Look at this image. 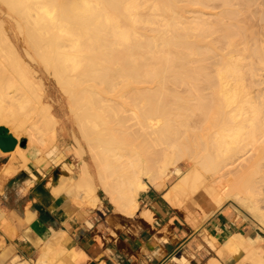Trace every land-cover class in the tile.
<instances>
[{"label": "bare ground", "instance_id": "bare-ground-1", "mask_svg": "<svg viewBox=\"0 0 264 264\" xmlns=\"http://www.w3.org/2000/svg\"><path fill=\"white\" fill-rule=\"evenodd\" d=\"M2 1L72 100L85 144L74 138L77 168L62 171L52 195L93 209L100 190L131 217L140 192L173 177L171 207L228 205L264 234V0ZM0 37V114L29 120L10 127L14 138L48 144L57 122ZM263 245L232 234L220 251L264 264Z\"/></svg>", "mask_w": 264, "mask_h": 264}, {"label": "crops", "instance_id": "crops-1", "mask_svg": "<svg viewBox=\"0 0 264 264\" xmlns=\"http://www.w3.org/2000/svg\"><path fill=\"white\" fill-rule=\"evenodd\" d=\"M22 141L0 150V264H236L221 253L224 241L263 237L230 207L211 211L205 200L203 215L179 214L163 198L168 180L140 192L131 217L100 197L93 209L74 205L50 193L62 171L74 173L70 155L57 144L42 150Z\"/></svg>", "mask_w": 264, "mask_h": 264}, {"label": "rangeland", "instance_id": "rangeland-1", "mask_svg": "<svg viewBox=\"0 0 264 264\" xmlns=\"http://www.w3.org/2000/svg\"><path fill=\"white\" fill-rule=\"evenodd\" d=\"M0 2L3 3L2 0H0ZM2 3L0 4V36L2 32H4L7 35L9 39V47L11 46L13 50H15L16 52L17 55L16 58L19 67L26 74L29 80L33 83L34 87L39 91V93L42 94V102L50 107L52 115L57 122L55 131H50L47 136H44V140L48 144L43 145V143H41L42 144L41 145L39 143L40 145L39 146L35 142L30 143L29 141H27L26 137H21L20 140L22 141L24 139L27 143L28 142L30 143L28 144L29 146H33L35 144L42 150H47L54 144L59 145L61 150H64L65 153L70 155L69 160L73 168V171H75L77 168V158H73L74 156L72 155L74 153V145H75L74 138L75 137L78 138L80 142L82 138L79 130H77L76 128L77 124L76 122H74L75 120L74 118H72V115L70 113V111L72 112L73 110L72 108H74L73 102L72 100H70V97H68V94L64 93V91H62V88L57 84V81L53 77L52 72L48 69L45 70L46 68L44 67V65L37 59L33 50L29 48L28 43L26 42L27 41L26 33L24 32V34L23 33L20 34L18 32L16 28V24L14 23L13 20V16L14 18H16L15 15L12 14V18H11L7 14H5V12H8V9L6 5ZM23 35L25 37H22ZM6 56L11 60H13L14 58V55L12 53H8L7 55H5V57ZM7 65H8L7 67L8 72L14 74L16 72L15 65L12 62L10 63V65L9 64ZM28 122L29 120L22 114L15 115L13 117L12 116L5 117L4 114H0V126H4L8 130L10 129L11 126H17V125H19L22 128H25L28 125ZM23 132L24 130L18 133L23 135ZM81 143L82 146L84 147L85 144L83 140ZM84 149H86V147ZM85 160H87L86 162L90 164V160L88 156L85 157ZM180 166H182V169H186L187 163H185L184 165L180 164ZM173 180L174 178L171 177L166 182V186H169L173 182ZM98 196L101 199H103L107 203V205H109V207L112 208V206L107 202L103 193L100 190H98ZM194 200L196 199L191 198V201L188 199L187 201L190 202H188L187 204L185 203L186 207L184 206L177 207L178 208L177 212L184 216H187L188 214L192 215L197 213L203 215L202 212L205 211L207 207H205L203 203H200V201L197 202ZM225 207H228V205H226ZM228 211H230L233 214V216L238 222L243 223L248 227L251 226L257 231V233H259L264 237V234L261 233L259 230H257L254 226H252L249 220L244 219V217H242L243 215L238 214L237 216V214L233 212L231 208L228 209Z\"/></svg>", "mask_w": 264, "mask_h": 264}, {"label": "water", "instance_id": "water-1", "mask_svg": "<svg viewBox=\"0 0 264 264\" xmlns=\"http://www.w3.org/2000/svg\"><path fill=\"white\" fill-rule=\"evenodd\" d=\"M25 140L20 143V146L23 147L25 145ZM17 145V139L13 137V135L9 132V130L0 126V150L2 152H9Z\"/></svg>", "mask_w": 264, "mask_h": 264}]
</instances>
